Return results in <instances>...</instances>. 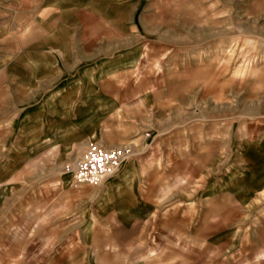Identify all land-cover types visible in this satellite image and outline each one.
<instances>
[{"label":"rangeland","instance_id":"obj_1","mask_svg":"<svg viewBox=\"0 0 264 264\" xmlns=\"http://www.w3.org/2000/svg\"><path fill=\"white\" fill-rule=\"evenodd\" d=\"M10 3L0 264H264V0ZM93 142L128 152L75 188Z\"/></svg>","mask_w":264,"mask_h":264},{"label":"crops","instance_id":"obj_2","mask_svg":"<svg viewBox=\"0 0 264 264\" xmlns=\"http://www.w3.org/2000/svg\"><path fill=\"white\" fill-rule=\"evenodd\" d=\"M9 2H12V0H0V3H3L4 5L0 7V68H10L15 65V62L17 61H25V60H31L30 57V48L31 43H24L22 46L19 45L18 42H16L15 34H14V28L12 26L11 22V16L13 13H10V10L13 8L12 3L9 4ZM43 55L46 58L47 57V50H43ZM66 51L64 50V53ZM52 55V53H49ZM65 59H66V53H65ZM78 65V64H77ZM116 70H119V68H116ZM115 74H118V72H115ZM119 84V78L115 77L113 81L108 80L104 82L105 86L102 88V94L107 95L108 93L112 92L110 85L111 84ZM70 87L64 86L62 88L63 91H67L70 89V92L72 96L70 98H78V88H81L84 92L85 98H93L94 94V81L87 80L83 82L82 78L73 76L71 80L68 82ZM128 178V172H126V169L122 174L119 176V180L126 181Z\"/></svg>","mask_w":264,"mask_h":264},{"label":"built area","instance_id":"obj_3","mask_svg":"<svg viewBox=\"0 0 264 264\" xmlns=\"http://www.w3.org/2000/svg\"><path fill=\"white\" fill-rule=\"evenodd\" d=\"M127 152V148L110 149L99 142H93L73 171L72 185L77 188L85 184L102 183L119 171Z\"/></svg>","mask_w":264,"mask_h":264},{"label":"bare ground","instance_id":"obj_4","mask_svg":"<svg viewBox=\"0 0 264 264\" xmlns=\"http://www.w3.org/2000/svg\"><path fill=\"white\" fill-rule=\"evenodd\" d=\"M111 149V148H110ZM113 149H115V148H113Z\"/></svg>","mask_w":264,"mask_h":264}]
</instances>
